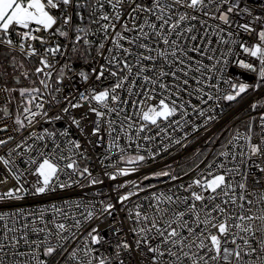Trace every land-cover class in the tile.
Returning <instances> with one entry per match:
<instances>
[{"label":"snow or ice","instance_id":"1","mask_svg":"<svg viewBox=\"0 0 264 264\" xmlns=\"http://www.w3.org/2000/svg\"><path fill=\"white\" fill-rule=\"evenodd\" d=\"M240 3L241 0H0V49L6 53L0 64V81L10 67L15 83L22 77L32 85L0 86V93L7 94L0 106V120L10 118L12 131L20 135L14 147L0 155L4 168L0 184H7L9 176L15 182L0 190V207L28 195L43 196L69 188L85 178L89 185L103 184L102 178L94 177L89 167H81L79 161L90 159L85 144L95 147L105 139L109 154L118 149L119 159L111 165L113 170L103 175L111 181L128 177L146 160H155L158 152L141 153L142 145L136 143L137 151L129 154L118 143L121 134L132 142H151L173 124L183 127L182 121L187 123L184 118L193 95L200 104L208 105L213 99L235 101L250 87L259 89L264 84V15L252 16L248 6L241 8ZM242 14L252 16L256 25L237 20L236 16ZM230 15L232 19H228ZM208 20L218 23L210 26ZM210 27L220 36L217 43L238 46L240 55L247 54L249 62L237 56L235 66L257 74L259 82L233 83L222 77L230 91L222 97L205 91L206 81L216 79L212 73L222 70L219 65L230 54L221 52L220 59L209 54L213 52L207 47L212 42ZM199 32L205 35L201 37ZM225 32L229 39L220 35ZM252 33L254 41L237 39ZM61 38L70 42L68 51L80 53L90 67L76 72ZM203 58L215 61L211 68ZM25 61H35L38 66L26 68ZM74 77L86 85L94 79L95 84L79 91ZM66 80L72 88L67 94ZM208 87L220 91L218 84ZM14 93H18L19 104L13 115L8 105L16 99ZM54 106L59 111L53 116L49 109ZM125 106L132 111L129 113ZM251 108L256 116L249 119L245 131L236 130L216 159L204 168L195 165L181 175L169 165L144 175L141 181L126 180L116 186L115 202L101 201L99 207L75 204L76 209L84 207V211L80 217L72 218L71 225L65 222L68 214L56 205L52 206L50 218L44 208L36 212L22 208L0 210V264H131L132 258L137 264H264V104L253 103ZM80 109L85 110L78 114ZM192 110L205 116V110L196 105ZM214 119L209 115L204 124ZM59 121H66L63 130H36V125ZM89 127L90 132L86 131ZM73 128L84 143L72 138ZM152 129L155 135H143ZM8 130L6 122L0 124V133ZM15 139L13 135L0 136V147ZM174 142L180 144L181 140ZM253 145L258 148L255 153ZM166 149L167 145L163 150ZM26 154L24 163L28 168L22 171L15 167L13 157ZM99 162L105 169L109 167L104 158ZM191 173L195 175L183 182ZM26 175L35 179L29 183ZM62 175L67 179L61 180ZM153 180L173 183L167 191L158 184L143 183ZM141 192L148 193L143 198L146 204L135 203L128 208L126 203ZM117 204L121 206L119 210ZM117 211L126 212L125 220L114 221L104 231L99 225L92 226L83 233L82 245L68 247L79 240L78 230L93 220L103 223Z\"/></svg>","mask_w":264,"mask_h":264},{"label":"built area","instance_id":"2","mask_svg":"<svg viewBox=\"0 0 264 264\" xmlns=\"http://www.w3.org/2000/svg\"><path fill=\"white\" fill-rule=\"evenodd\" d=\"M245 4L252 12V16L264 15V0H241L240 7L243 8ZM252 16L242 14L236 16V19L241 22L250 21L255 26L256 22L252 19ZM222 17L223 15H221V19ZM228 19H232V16L230 15ZM75 22L76 20L74 17V23ZM216 23H218V21L208 20V24L210 26ZM197 27L199 28L200 25H197ZM209 33L212 42L207 44V47L213 49V52L209 54L214 55L217 59L221 58V52L229 51L230 54L224 57V60L226 62L219 65L222 70L218 73H212L213 75H215L216 79L214 81H206L204 85L205 91L211 92L214 96L218 94L221 97L226 92L230 91L228 84L222 82V77L224 79L233 80V83L247 82L250 85H255L257 82H259L257 74L249 73L246 70H242L241 68L235 66L237 56H239L240 59H245V62H249L246 59L247 54L240 55L241 50L238 48V46L221 45L217 43V41H219L220 39V36L216 35L215 31L211 27L209 28ZM197 34L201 37L205 35L204 32H199ZM41 35H43V33H41ZM220 35H222L224 39H229V37L227 36V32L221 33ZM237 39L248 40L251 42L255 40V34H242L241 36L237 37ZM60 42L66 46L65 50L68 51L70 42L63 38H61ZM37 47L41 52H43V49L40 48L39 44H37ZM17 56L21 59L19 55ZM93 56H95L94 49ZM68 57L71 61L72 67L76 72L80 71L83 68L90 67V65L85 64L84 60L81 58L80 53H72L71 51H68ZM62 62L63 60H61V63ZM203 62L205 64H208L211 68V64L215 61H209L207 58H203ZM25 63L29 66L30 69H34L36 66H38V63L35 61H25ZM68 83L69 82L66 80V87L64 88L65 94H67L69 91H72V88L67 86ZM73 83L75 89L84 91L85 88L93 86L95 84V81L94 79L90 80L86 85L83 82L79 81L78 77H74ZM109 83H111V81L105 82V84ZM209 84H218L220 91L217 92L215 88H209ZM251 88L253 87H250L246 93L242 94V96L238 97L235 101L228 102L223 99H220L219 101L213 99L209 102L208 105L200 104L197 97L193 95L192 102L187 109L188 115L184 118L187 123H184V121H182L183 127H177L175 124H173L171 127H168L164 133H160L159 135H157L156 138L151 142L142 139L132 142L129 141L127 137L123 136V134H121V138L119 139L118 143L129 154H135V152L137 151L135 147L136 143L142 145V147L139 149L141 153L150 151L158 152L155 160L149 159L148 164L141 166L136 173L131 174L128 177H118L116 181H111L103 175L104 171L111 172L113 170L111 165L116 164L119 159L118 149H112L111 154H109L108 139L98 142L95 147H93L91 144H85V148L90 159L80 160L79 163L81 167H89L94 177L102 178L104 180L103 184L89 185L88 180L85 178L84 180H81L79 184H74L71 187L65 188L63 190L57 189L55 192H50L43 196L28 195L19 202H13L11 204L4 202L2 207H0V210L15 211L19 208H22L25 212H36L39 209L44 208L48 210L45 215L50 218L53 215L52 206L56 205L57 207L62 208L68 214V219L65 222L71 225L73 223L72 218L80 217V215L84 211V207L76 209L74 207L75 204L79 203L81 205H87L88 207H91L92 204H95L97 205V207H99L101 201L115 202L118 196L116 186L126 180L141 181L144 175L150 174L153 171H158L161 168H165L169 165L181 175H183L184 172L194 168L195 165H200L201 168H204L206 164L211 163L214 159H216V154L223 150L222 146L227 143V141L232 136L235 135L236 130H239L240 132L245 131L249 119L256 116V113L253 112L251 105L253 103L264 104V84H261L259 89L253 88L250 91ZM248 93L249 95L242 99V97ZM6 96L7 94L0 93V106L3 105ZM184 99L187 100L188 96L185 95ZM192 105H196L198 109H204L205 116L200 117L196 112H194L192 110ZM8 106L12 112L11 104H9ZM125 107L129 111V113L132 111L131 108H128L127 106ZM86 108L87 105H85V109ZM209 108H211V111H209ZM85 109L78 110V114ZM58 111L59 107L54 106L49 109V114L54 116ZM209 115L215 117V119L205 125L204 120ZM92 119H95V117L93 116ZM5 122L9 125V130L5 133H0V136L6 137L8 135H13L16 139L13 142H10L6 147H0V155H6V153L14 147L15 143L20 140V135L12 131V120L10 118L6 121L0 120V124ZM65 127L66 121H59L54 122L51 125L43 123L36 125V130L49 128L50 130L59 131L63 130ZM194 127L197 129L196 131H193ZM86 131L90 132L91 128L89 127ZM256 131H259V128H257ZM71 132L72 138L79 139L82 143H84L83 137H81L74 128L71 129ZM155 134L156 130L152 129V131L146 132L143 135L153 136ZM23 135L27 136V132L23 133ZM175 139H180L181 143L176 144L174 142ZM93 140H95V138H93ZM241 143H243V141H241ZM165 145H167V149L163 150ZM102 158H104L105 163L109 165V167L106 169L102 167L99 162ZM27 159V154L23 157L14 156L13 160L15 162V167L22 171L26 170L28 168V165H26L24 161H26ZM202 161L204 163H201ZM225 163H227V161H225ZM119 166L122 165L120 164ZM0 173H4V168L2 165H0ZM194 175L195 173H191L190 176H185L183 182H188V180ZM25 178L29 183H31L35 179L31 175H26ZM66 179L67 177L65 175L61 176V180ZM154 181L155 180L144 181L143 183L148 184ZM180 182L181 181H176L174 183L179 184ZM14 183L15 182L12 180L11 176H9L7 184H0V190L12 187ZM172 183L173 182H156L153 184H158L161 190L167 191ZM120 191L127 192L128 189H120ZM146 195H148V193L141 192L139 197H133L132 201L126 203V206L128 208H131L135 203L146 204V201H144L143 199ZM120 207L121 206L119 204L116 205L117 210H119ZM125 217V211H117L116 215H114L110 219L104 220L103 223H101L100 220L91 221L90 224H87L83 229L78 230L80 234L79 240L77 242L69 244L68 247L72 248L77 246L78 244L82 245L85 242L83 239V233L86 232L88 228L99 225L101 231H104L105 229H108L109 225H112L114 221L125 220ZM58 219L63 220V217H58ZM127 226V222H125V231H127ZM105 235L109 234L105 232ZM109 238H111L110 235ZM109 251H111V249H109ZM133 256H135V254H133ZM126 259L128 258L126 257ZM131 264H137L135 258L131 259Z\"/></svg>","mask_w":264,"mask_h":264},{"label":"trees","instance_id":"3","mask_svg":"<svg viewBox=\"0 0 264 264\" xmlns=\"http://www.w3.org/2000/svg\"><path fill=\"white\" fill-rule=\"evenodd\" d=\"M6 53L4 52L3 49H0V64L4 63V57ZM18 59V58H17ZM19 60V59H18ZM26 64V63H25ZM27 65V64H26ZM28 66V65H27ZM29 67V66H28ZM30 69V68H29ZM0 71H3V69H0ZM8 75L3 77V80L0 81V86L6 85H11V86H16L18 84H23L24 79L21 77L18 83H15L12 79V69L10 67L7 68ZM12 109V108H11Z\"/></svg>","mask_w":264,"mask_h":264},{"label":"rangeland","instance_id":"4","mask_svg":"<svg viewBox=\"0 0 264 264\" xmlns=\"http://www.w3.org/2000/svg\"><path fill=\"white\" fill-rule=\"evenodd\" d=\"M17 58H18V56H17ZM18 59H20V58H18ZM25 67H26V68H29L26 64H25ZM5 85H6V84H5ZM6 86H8V87H10V88H18V87H31L32 85H31V82H30L29 80H25L23 84H18V85H16V86H11V85H6ZM252 89H253V88H251L250 91H251ZM250 91H249V92H250ZM13 95L16 96V99L13 100L12 103H11L12 114L14 115V114H15V111H16V107H17V105L19 104V96H18V93H14ZM247 95H249V93H248V94H245V95L242 97V99L245 98ZM148 163H149V161L146 160L145 163H144L142 166H144V165H146V164H148ZM121 165L124 166L123 164H121ZM156 182H159V181H154V182H152V184H153V183H156Z\"/></svg>","mask_w":264,"mask_h":264},{"label":"clouds","instance_id":"5","mask_svg":"<svg viewBox=\"0 0 264 264\" xmlns=\"http://www.w3.org/2000/svg\"><path fill=\"white\" fill-rule=\"evenodd\" d=\"M222 19H226V17H222ZM252 151H253V153L257 152L258 151L257 146L253 145L252 146Z\"/></svg>","mask_w":264,"mask_h":264}]
</instances>
